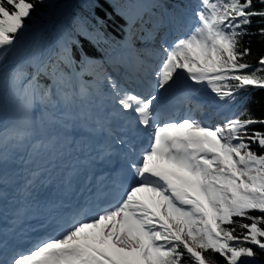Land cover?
<instances>
[{
  "label": "snow or ice",
  "instance_id": "snow-or-ice-1",
  "mask_svg": "<svg viewBox=\"0 0 264 264\" xmlns=\"http://www.w3.org/2000/svg\"><path fill=\"white\" fill-rule=\"evenodd\" d=\"M258 2L264 5V0ZM35 3L0 0V58L19 42ZM255 3L198 0L194 26L187 6L151 5L159 12L153 13L151 29L140 39L144 55L160 61L155 65L152 91L132 90L107 73L98 77L110 89L111 115L124 121L120 127L124 135L114 136L110 126L97 121L111 142L102 145L93 159L111 164L113 144L123 146L126 150L120 158L126 167L122 163L121 174L130 168L138 182L125 186L115 203H97L95 212L85 209L74 214L56 235L39 239L27 251L13 250L8 237L0 235V264H184L185 257L191 264H216L206 255L209 252L219 254L226 264H247L246 258L257 255L254 247L264 251V152L253 150V145L264 150V131L252 127L264 125V119L253 118L245 110L213 126L191 112L177 119L160 111L165 94L182 75L192 84L206 86L220 100L234 101L241 89H264V75L258 74L264 73V56L253 66L245 61L251 49L241 45L252 18L264 19V7L257 9ZM144 10L140 3L128 6L130 29L143 20ZM186 24L187 34L169 43L168 36ZM163 29L168 31L160 36L159 49L150 47ZM260 33L264 35V28ZM98 38L103 39L102 35ZM74 45L79 46V41L67 29L57 27L47 55L44 43L35 39L23 62L0 76L12 102L25 114L22 125L0 133V199L6 198L11 182L3 171L9 159L6 148L32 136V110L37 100L52 101L59 92L67 76L65 69L75 65ZM136 52L138 63L144 64L140 50ZM94 63L81 52L80 71L75 74L82 76ZM45 76L53 77L51 85L41 83ZM193 91L188 90L185 98ZM85 95L87 89L82 87L81 97ZM61 98L65 104L70 101L67 93ZM61 116L47 113L51 124ZM137 125L151 132L147 145L132 159ZM42 146L43 141L35 145ZM37 175L32 173L33 178L19 189L25 197L33 195Z\"/></svg>",
  "mask_w": 264,
  "mask_h": 264
},
{
  "label": "trees",
  "instance_id": "trees-1",
  "mask_svg": "<svg viewBox=\"0 0 264 264\" xmlns=\"http://www.w3.org/2000/svg\"><path fill=\"white\" fill-rule=\"evenodd\" d=\"M172 5L179 4L181 7L187 6L192 0H168ZM113 0H44L40 3L36 0L35 9L31 17L25 21L27 25L25 31L20 35L19 42L7 52L6 56L0 58V76L7 73L16 63H22L25 59L29 46L35 39L44 43L47 55V47L52 38L53 30L57 27H63L69 31L71 36L79 41V46H73V57L75 66L80 69L81 52L87 57H96L105 55L116 41L121 37L122 28L125 26V20L119 15L114 7ZM257 9L264 7L256 0ZM190 10V9H189ZM264 28V19L253 17L252 23L248 26V35L242 37V47L250 48L251 55L245 57V61L257 66L261 56H264V35H261L260 29ZM102 35L103 39H99ZM89 36L97 39H90ZM142 41L140 40V43ZM53 60L55 57L53 56ZM32 71V69H28ZM67 76L65 84L71 87L73 81V71L65 69ZM264 75V73H258ZM42 84L51 85L46 77L41 79ZM235 83V82H232ZM6 83H0L4 87ZM103 87H108L102 83ZM54 96L52 100H54ZM229 107L233 109L234 115L240 111H247L253 118L264 119V89L249 87L241 89L236 95L234 101L225 99ZM52 101L42 103L44 107L50 109ZM255 130L264 131V125L252 126ZM253 150L264 152L257 145H253ZM258 215L259 213H253ZM247 222V221H245ZM239 231V230H238ZM251 246V245H247ZM257 255L254 258H246L247 264H264V251L254 247ZM216 264H226V261L219 254L207 253ZM184 264H191L185 257Z\"/></svg>",
  "mask_w": 264,
  "mask_h": 264
},
{
  "label": "rangeland",
  "instance_id": "rangeland-1",
  "mask_svg": "<svg viewBox=\"0 0 264 264\" xmlns=\"http://www.w3.org/2000/svg\"><path fill=\"white\" fill-rule=\"evenodd\" d=\"M140 4L142 5H145L144 4V0H141ZM124 6H129V4H127L125 1L119 3L117 5V11L119 13H121L123 16H125L126 18V11L127 9L124 7ZM129 26V25H128ZM134 31V28L132 27L131 29L128 27V29H126V33L128 35V33L130 32L131 34L133 33ZM130 37V36H129ZM133 38V37H132ZM135 39V37H134ZM144 48V47H143ZM93 69V67H91V70ZM100 76V74H99ZM186 76L182 75L181 76V79H179L176 83H183L184 80H186ZM95 84L96 86H98V83L97 82H91V84ZM198 89L201 90L200 93L201 94H210L209 92H206V86H202V85H198ZM78 89L81 90V86L78 85ZM9 93H10V90H9ZM8 94V93H7ZM6 93L2 92L1 89H0V121H1V117H2V114H3V110L5 108V104H9L8 106L12 105V108L14 109V111L21 115L23 121H24V117H25V114L24 112L16 105L12 102L11 98H10V94L7 95ZM59 95V97H62L63 93H60L58 92L57 93ZM211 95V94H210ZM7 101V102H6ZM220 105H222V103H218ZM100 106V104H98V107ZM101 108V107H99ZM56 111V114L57 115H60L61 113H63V116H61L60 118V121L56 124H51L49 121H48V118H47V113L39 104V102L37 101L33 110H32V125L31 127H34L36 129H41L43 130L44 127H46L47 125H49V127L53 128L55 130V132L59 131V130H66V129H70L68 128L67 125H70L71 127H74V125H78L77 124V121L76 122H73L71 121L72 118H73V115H72V112H69V110L67 108H64L63 109V112L62 111H59V109H55ZM226 112L228 113V116L230 117V114H231V111L230 110H227L226 109ZM98 114H102L101 116H104L103 112L100 113V111H98ZM98 114H92V113H89V112H86V116L90 119H92L93 121H98L99 118L97 117ZM66 120V121H65ZM224 122V121H223ZM80 124H82L81 121H79ZM1 122H0V126H1ZM214 126V125H213ZM72 131V134L74 133L73 130H70ZM60 133V132H59ZM69 133V132H67ZM37 144V143H36ZM35 143L34 144H26L25 147H23V150L21 153H28L29 152V155L28 157H34V158H39L41 157L42 155H37V154H33L34 152H44V148L43 146L42 147H39V150H37L38 148L35 147L36 145ZM33 151V153L31 151Z\"/></svg>",
  "mask_w": 264,
  "mask_h": 264
},
{
  "label": "bare ground",
  "instance_id": "bare-ground-1",
  "mask_svg": "<svg viewBox=\"0 0 264 264\" xmlns=\"http://www.w3.org/2000/svg\"><path fill=\"white\" fill-rule=\"evenodd\" d=\"M188 84H186V85H188ZM2 117L4 118L5 124H8V125L9 124H15L17 122V119H18V117L14 113V111H12L11 108H9L7 106H6V108H5L4 112H3V116ZM13 166H15V164L9 163V161H7V163L3 167V171L5 173H7L8 176L11 177V181H17L18 178L22 175L23 167L19 166V165H16V167L13 168ZM11 187H15V185L12 184Z\"/></svg>",
  "mask_w": 264,
  "mask_h": 264
}]
</instances>
